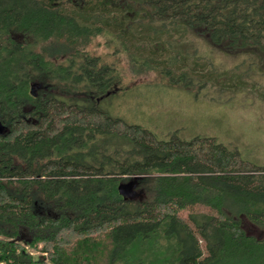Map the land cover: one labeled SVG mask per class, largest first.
Segmentation results:
<instances>
[{
    "label": "trees",
    "instance_id": "1",
    "mask_svg": "<svg viewBox=\"0 0 264 264\" xmlns=\"http://www.w3.org/2000/svg\"><path fill=\"white\" fill-rule=\"evenodd\" d=\"M172 33L264 65V0H0V263L264 264V165L96 108L128 72L210 80Z\"/></svg>",
    "mask_w": 264,
    "mask_h": 264
},
{
    "label": "rangeland",
    "instance_id": "2",
    "mask_svg": "<svg viewBox=\"0 0 264 264\" xmlns=\"http://www.w3.org/2000/svg\"><path fill=\"white\" fill-rule=\"evenodd\" d=\"M130 4L131 0H122ZM183 38V39H182ZM178 33L162 37L170 51L178 49L212 75L204 84L185 68L178 75L159 70L127 73L123 87L97 101L96 108L112 118L150 131L158 140L211 138L254 165H264V65L255 53H226L204 39ZM188 41L182 48L175 44ZM189 63V61H188ZM135 193L139 191L134 190ZM248 234L264 231L241 217ZM36 255L38 251L28 249Z\"/></svg>",
    "mask_w": 264,
    "mask_h": 264
},
{
    "label": "water",
    "instance_id": "3",
    "mask_svg": "<svg viewBox=\"0 0 264 264\" xmlns=\"http://www.w3.org/2000/svg\"><path fill=\"white\" fill-rule=\"evenodd\" d=\"M0 131H2V130H1V128H0ZM133 194H135V195H136V193H135V192H133Z\"/></svg>",
    "mask_w": 264,
    "mask_h": 264
},
{
    "label": "built area",
    "instance_id": "4",
    "mask_svg": "<svg viewBox=\"0 0 264 264\" xmlns=\"http://www.w3.org/2000/svg\"><path fill=\"white\" fill-rule=\"evenodd\" d=\"M0 264H2V263H0Z\"/></svg>",
    "mask_w": 264,
    "mask_h": 264
}]
</instances>
